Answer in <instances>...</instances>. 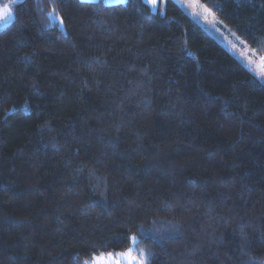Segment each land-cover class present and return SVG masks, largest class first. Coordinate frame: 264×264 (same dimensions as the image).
Instances as JSON below:
<instances>
[{
    "label": "trees",
    "instance_id": "obj_1",
    "mask_svg": "<svg viewBox=\"0 0 264 264\" xmlns=\"http://www.w3.org/2000/svg\"><path fill=\"white\" fill-rule=\"evenodd\" d=\"M198 1L264 58V0ZM132 237L146 264H264V85L172 0H19L0 264H88Z\"/></svg>",
    "mask_w": 264,
    "mask_h": 264
},
{
    "label": "rangeland",
    "instance_id": "obj_2",
    "mask_svg": "<svg viewBox=\"0 0 264 264\" xmlns=\"http://www.w3.org/2000/svg\"><path fill=\"white\" fill-rule=\"evenodd\" d=\"M19 1V0H17ZM85 2L102 1L105 5H114L124 3L127 0H80ZM145 3L151 12L157 10L158 5L164 0H157L156 6L148 3V0H141ZM180 9L189 17L191 21L196 23L202 30L211 36L221 47L231 54L245 69L254 76L261 84L264 85V61L261 56L257 55L250 47L243 43L227 26H225L219 18L209 12L198 0H172ZM9 0H0V7L8 4ZM13 5L12 16L6 22L0 23V30L6 27L13 20ZM61 26L60 20H58ZM133 241H130V247L124 251L113 254L109 259L108 254L98 255L88 264H137L139 259L131 260L127 257H122L115 254H125L129 249L132 251ZM105 259H99L100 257ZM133 256V255H132ZM134 257V256H133Z\"/></svg>",
    "mask_w": 264,
    "mask_h": 264
},
{
    "label": "snow or ice",
    "instance_id": "obj_3",
    "mask_svg": "<svg viewBox=\"0 0 264 264\" xmlns=\"http://www.w3.org/2000/svg\"><path fill=\"white\" fill-rule=\"evenodd\" d=\"M17 0H9L8 4L3 5V7H0V23L6 22V20L8 18H10L12 16V7L11 5L16 3ZM148 3L152 4L153 6H156L157 4V0H148ZM262 61H264V58H261ZM131 240L133 241V243H135L136 238L132 237ZM113 254H108V258L110 259L112 257ZM115 255H120L122 257H127L131 260H135L136 258L132 256V251L131 249L128 250L127 253L125 254H115ZM142 256L145 257V259H141L139 261H137V264H146V258H147V254L141 253ZM99 259H105V257H100Z\"/></svg>",
    "mask_w": 264,
    "mask_h": 264
}]
</instances>
